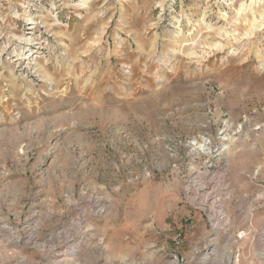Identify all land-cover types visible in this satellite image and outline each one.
I'll return each instance as SVG.
<instances>
[{"label":"rangeland","instance_id":"374dc122","mask_svg":"<svg viewBox=\"0 0 264 264\" xmlns=\"http://www.w3.org/2000/svg\"><path fill=\"white\" fill-rule=\"evenodd\" d=\"M82 3L0 0V264H264V0Z\"/></svg>","mask_w":264,"mask_h":264},{"label":"bare ground","instance_id":"6f19581e","mask_svg":"<svg viewBox=\"0 0 264 264\" xmlns=\"http://www.w3.org/2000/svg\"><path fill=\"white\" fill-rule=\"evenodd\" d=\"M82 4L80 5L82 7V9H87L89 8V5H90V2L91 0H82ZM19 40H21V42L26 45V46H29V44L33 43L34 41L36 40H29V39H25V38H19ZM225 145V144H224ZM205 148V147H203ZM206 149V148H205ZM215 218V217H214ZM224 218V217H223ZM222 219V218H221ZM214 240V244L217 242V239H213ZM73 254H75V251H73ZM235 260V258H232V264H233V261Z\"/></svg>","mask_w":264,"mask_h":264},{"label":"built area","instance_id":"2783aa9c","mask_svg":"<svg viewBox=\"0 0 264 264\" xmlns=\"http://www.w3.org/2000/svg\"><path fill=\"white\" fill-rule=\"evenodd\" d=\"M204 144H205V145H204L203 147L207 146V145H206L207 142H205ZM223 146H224V142H223L222 146H221L220 148H218L216 151H219V149H220V152H222V151L225 149ZM203 147H201V149H203V150H208V153L212 152V149H211V148H206V149H205V148H203ZM177 238L180 239V238H181V235L179 234V235L177 236Z\"/></svg>","mask_w":264,"mask_h":264}]
</instances>
